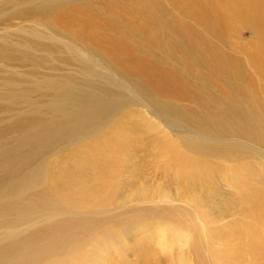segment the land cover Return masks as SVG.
Returning <instances> with one entry per match:
<instances>
[{"label":"bare ground","instance_id":"1","mask_svg":"<svg viewBox=\"0 0 264 264\" xmlns=\"http://www.w3.org/2000/svg\"><path fill=\"white\" fill-rule=\"evenodd\" d=\"M130 103L174 138L169 172L215 191L85 182L123 165L101 134ZM257 209L264 0H0V264H228L219 233Z\"/></svg>","mask_w":264,"mask_h":264},{"label":"rangeland","instance_id":"2","mask_svg":"<svg viewBox=\"0 0 264 264\" xmlns=\"http://www.w3.org/2000/svg\"><path fill=\"white\" fill-rule=\"evenodd\" d=\"M237 34L239 37L236 35L231 40L234 44L241 43L252 46L257 43L251 29H238ZM179 101L184 104L192 103L188 97ZM126 106L119 117L112 121L101 134V138L108 144L107 148L113 149V152H115L114 138H118L115 157L116 162L121 161L123 165L111 170L97 171L95 169L93 172H89L87 166L85 178L87 184L107 176L108 180L101 192L110 194L119 183L121 189L119 198L131 196L143 189L175 190L179 184L184 185L192 193L215 191L214 187L217 186L193 183L190 179L178 177L173 170H171L172 173L169 172L167 150L175 144L174 138L167 137L161 124L150 120L151 117L147 118L140 106L134 103ZM77 162L79 161L73 155L59 160L60 166ZM249 164L254 171H259L258 165L263 163L255 164L249 161ZM219 173L220 164L217 163L213 166V175L217 176V181ZM251 175L254 177L253 174ZM258 213L260 216L261 210L257 209L254 215L250 214V218L245 220V225L237 226V230L235 225L233 228H227L219 233L216 248L221 256L227 255L228 264H264L262 251L264 248V223L261 222L264 220L258 218ZM214 247L215 245L213 252ZM128 258L131 256L129 255Z\"/></svg>","mask_w":264,"mask_h":264}]
</instances>
